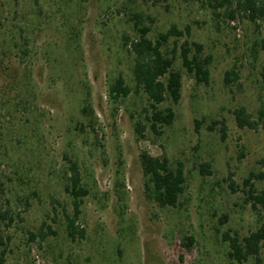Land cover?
Returning a JSON list of instances; mask_svg holds the SVG:
<instances>
[{
  "label": "rangeland",
  "instance_id": "rangeland-1",
  "mask_svg": "<svg viewBox=\"0 0 264 264\" xmlns=\"http://www.w3.org/2000/svg\"><path fill=\"white\" fill-rule=\"evenodd\" d=\"M133 14L154 19L147 21L153 41L173 24L191 27L190 36L171 39L163 50L170 53L177 43L183 89L179 103L159 106L176 115L162 136L145 118L146 95L116 101L109 93L120 76L135 86V59L123 47L125 35L137 38ZM261 25L217 17L207 0H0V210L10 209L14 218L11 225L0 219L5 264H230L225 233L243 240L259 228L243 182L251 172L264 173V132L238 128L234 111L246 108L256 118L264 102ZM185 41L201 44V57L211 58L209 83L184 68ZM234 68L239 80L226 85ZM138 120L148 126L145 138L136 133ZM215 121L226 122V142L220 125L209 130ZM144 151L167 156L173 167L184 164L186 190L177 208L148 199ZM120 154L123 216L116 194ZM70 159L90 191L79 219L87 235L77 241L68 236L64 213L73 215ZM205 163L212 174H202ZM256 186L264 190V180ZM44 224L56 235L33 241L30 234Z\"/></svg>",
  "mask_w": 264,
  "mask_h": 264
},
{
  "label": "trees",
  "instance_id": "trees-1",
  "mask_svg": "<svg viewBox=\"0 0 264 264\" xmlns=\"http://www.w3.org/2000/svg\"><path fill=\"white\" fill-rule=\"evenodd\" d=\"M207 5L217 17H229L230 20H235L237 16L246 18L256 26V29H260L262 27L261 23L264 22V0H207ZM131 21L134 22L137 38L133 39L125 35L123 37V47L135 59L133 68L135 86L127 85L126 80L120 76L110 86V97L118 101L128 98L131 94L136 96L146 95L150 103V109H144L145 118L150 124V130L157 136H162L163 127L172 126L176 115L173 109L161 110L159 106L167 100H171L176 104L179 103L183 89V74L175 68L178 53L177 43H175V48L170 53H164L163 50L171 39L190 36L191 27L187 26L185 30H181L178 25L173 24L166 33H160L158 38L153 41L149 37L151 26L147 25V21L154 23V19L150 16L145 17L143 14H133L131 15ZM202 51L203 46L201 44H191L189 41H185L180 47V58L188 74L198 82L209 83L210 71L208 66L211 63V58H202L200 55ZM238 80L239 75L236 68L226 73V85L236 83ZM88 111L89 108L86 107L84 112ZM234 115L238 128H247L253 131L263 130L264 132V102L256 118L246 108L235 110ZM196 124L197 130H199L201 123L197 121ZM219 125L221 126V140L226 142L228 138L226 122L215 121L209 127V130L213 131ZM147 129L148 126L143 121H136L135 130L140 138H145L144 134ZM140 160L148 199L153 200L161 208H177L186 190L184 164L178 162L177 166L173 167L167 156L156 157L146 151L140 154ZM124 165L125 163L120 154L116 174V194L121 216L125 214V209H127L126 195L123 191L125 188ZM210 168L211 164L209 163L201 165L202 174H212ZM68 174L69 185L66 192L72 197L73 215H68L66 209H64V213L67 220L68 236L72 241H77L78 239H85L87 235V230L79 224V219L83 212L84 200L89 196L90 191L84 184L79 164L71 159L69 160ZM234 177L235 174L230 172L228 175V180L231 182L230 188L233 192H236ZM258 180H264V173L251 172L243 182V193L247 196V202L252 205V209L260 217L259 228L243 240L237 235H231V232L225 233L224 241L228 242L230 247V264H243L250 259H254L255 264H264V190L260 191L257 188L256 181ZM51 204L54 211H57L56 206H60V203L53 199ZM0 219L3 221L8 220V225L14 222L10 209H6L4 212L0 210ZM227 221L228 217H223L221 223ZM30 235L33 241L39 239L43 243L50 235H56V232L53 231L50 225L44 224L39 233H31ZM185 240V245L191 247L194 239L187 237ZM1 244H4L2 238H0ZM5 256L6 250H3L0 264L6 263Z\"/></svg>",
  "mask_w": 264,
  "mask_h": 264
}]
</instances>
